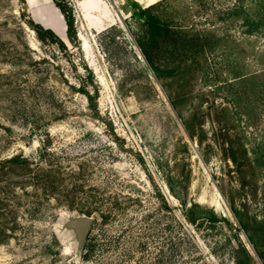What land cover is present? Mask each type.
<instances>
[{"label": "rangeland", "instance_id": "rangeland-1", "mask_svg": "<svg viewBox=\"0 0 264 264\" xmlns=\"http://www.w3.org/2000/svg\"><path fill=\"white\" fill-rule=\"evenodd\" d=\"M31 2L26 17L19 0H0V264H234L238 236L255 255L234 211L262 215L264 171L256 182L240 176L225 149L228 133L253 146L264 114L238 123L221 110L235 109L225 86L233 50L239 71H264V34L246 36L241 20L220 18L241 0L169 1L163 19L223 41L206 63L162 79L139 49L144 22L133 0H72L80 48L68 53L27 24L64 36L53 0ZM84 64L97 111L78 90ZM179 114L197 117L194 138ZM17 156L28 162H10ZM171 184L187 206L221 221L188 222ZM72 214L94 218L83 248L63 224ZM250 264L264 263L255 255Z\"/></svg>", "mask_w": 264, "mask_h": 264}, {"label": "trees", "instance_id": "trees-1", "mask_svg": "<svg viewBox=\"0 0 264 264\" xmlns=\"http://www.w3.org/2000/svg\"><path fill=\"white\" fill-rule=\"evenodd\" d=\"M169 1L171 0H160L150 6L140 7L138 14V17L144 22V30L136 40L145 62L158 79L171 77L183 72L189 63H191V68L199 60L206 63L207 59L205 55L211 44H221L223 41V38L215 33L192 31L186 29L184 26L172 25L166 18L163 19L160 12L164 14L163 8L167 6ZM19 2L23 6V16H29L27 13L28 9L26 8L29 5L28 0H19ZM53 3L65 20L69 45L79 49L80 42L76 25L77 12L75 5L72 0H53ZM224 14L228 18L234 19V21L241 20L243 32L246 36L264 34V0H251L250 5H246L245 0H241L240 3L235 4L230 10L221 12L220 18L222 20L226 19ZM27 24L35 32L39 41L48 45H56L60 51L68 53L69 45L53 29L45 27L40 22L30 18L27 19ZM234 42L236 46L240 45L237 39H234ZM231 56V63L233 64L230 66L233 71L230 75L231 78L225 80V86L231 89V100L235 109L233 111L229 107L224 106L221 110L227 114L231 113V116H229L230 122H234L233 120L236 118L239 123L242 119L241 117L246 116L250 122L251 115L258 117L264 114V71L243 73L239 71L240 53L233 50ZM163 59L164 61L161 62ZM200 66L207 80H209L207 70L203 67L208 65L201 64ZM82 68L88 72V76L82 79L78 90L86 97L89 107L97 111L98 90L96 85H94L95 81L92 72L86 64ZM209 82H213L211 86L216 84L214 83V79L209 80ZM89 84L93 85L94 91H91ZM216 87L218 88V86ZM171 102L177 110L174 99ZM258 109L261 112L257 111ZM179 116L183 120L187 132L194 138L195 125L193 123L197 117L193 115L188 119L184 118L181 114ZM232 124L235 127V124ZM229 130L227 129L228 132ZM245 137L246 135L242 132L235 136L228 133L230 143L225 149V153L233 161L236 172L240 176L247 179L251 178V180L256 182V174L264 171V128L260 139L255 141L251 147H246ZM10 162L23 165L28 160L17 156L10 160ZM171 190L180 203L185 205L186 209L183 215L188 222L196 226L204 225L208 222L211 226H214L221 221L222 217L218 216L215 211L199 203L192 202L190 206H187L184 197L181 193L174 190L172 184ZM234 212L242 225L243 232L254 254L264 263V211L261 216L256 215L252 217L245 211L236 210ZM223 220L226 221L227 219L223 218ZM237 238L239 239V243L234 249V264H250L254 260L255 255L241 241L239 236Z\"/></svg>", "mask_w": 264, "mask_h": 264}, {"label": "water", "instance_id": "water-1", "mask_svg": "<svg viewBox=\"0 0 264 264\" xmlns=\"http://www.w3.org/2000/svg\"><path fill=\"white\" fill-rule=\"evenodd\" d=\"M127 9L129 10L130 8L127 7ZM64 22H65V20H64ZM65 26H66V23H65ZM55 32L57 33V31H55ZM64 36L66 37L67 40L64 37H61V36L60 37L69 45V41H68L66 31H65ZM64 221H65L64 226L75 232V234L77 236V240H78V245H79V247L83 248L88 237H89V235H90V233H91V230H92V227L94 224L93 216H88V215H84V214L83 215L72 214V215H68L67 217H65Z\"/></svg>", "mask_w": 264, "mask_h": 264}, {"label": "crops", "instance_id": "crops-1", "mask_svg": "<svg viewBox=\"0 0 264 264\" xmlns=\"http://www.w3.org/2000/svg\"><path fill=\"white\" fill-rule=\"evenodd\" d=\"M135 4H137L140 7H147L150 6L160 0H133ZM118 2V0H117ZM63 17V16H62Z\"/></svg>", "mask_w": 264, "mask_h": 264}, {"label": "bare ground", "instance_id": "bare-ground-1", "mask_svg": "<svg viewBox=\"0 0 264 264\" xmlns=\"http://www.w3.org/2000/svg\"><path fill=\"white\" fill-rule=\"evenodd\" d=\"M31 1H32V0H29L30 3H32ZM64 28H66V27H64ZM57 33H58V32H57ZM58 34H59V33H58ZM59 35H60V34H59ZM60 36H61V35H60ZM62 37H64V36H62ZM85 44H86V43H85ZM83 47L86 48L85 45H84ZM63 224H64V223H63Z\"/></svg>", "mask_w": 264, "mask_h": 264}]
</instances>
